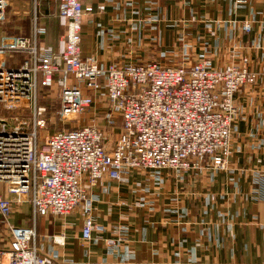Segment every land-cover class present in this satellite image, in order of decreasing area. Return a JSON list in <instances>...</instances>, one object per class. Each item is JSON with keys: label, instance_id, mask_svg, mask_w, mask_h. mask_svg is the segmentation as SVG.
I'll return each mask as SVG.
<instances>
[{"label": "crops", "instance_id": "crops-1", "mask_svg": "<svg viewBox=\"0 0 264 264\" xmlns=\"http://www.w3.org/2000/svg\"><path fill=\"white\" fill-rule=\"evenodd\" d=\"M81 3L93 8L83 18L81 53L94 56L102 68L132 62L191 65L203 59L222 68L242 57L254 72L264 66V0ZM100 5L103 11H98ZM38 13L47 29L40 47L62 52L66 21L57 15V3L41 2ZM245 22L251 25L249 32L242 30ZM18 58L12 65L25 56ZM102 94L95 98V122L111 143L122 119L115 116L114 124L107 125L109 109ZM235 106L232 152L224 170H134L120 182L103 178L86 186L93 200L91 216L105 227L103 238L123 240L108 249L93 233L84 242L85 215L77 207L64 216L37 217L38 253L55 264H264V75L238 91ZM91 118L89 110L78 125L89 124ZM109 134L115 138L107 140ZM0 194L7 196L2 184ZM31 219V208L23 203L13 206L8 223L28 227ZM7 248L8 232L0 217V251ZM6 257L0 253V261Z\"/></svg>", "mask_w": 264, "mask_h": 264}, {"label": "built area", "instance_id": "built-area-1", "mask_svg": "<svg viewBox=\"0 0 264 264\" xmlns=\"http://www.w3.org/2000/svg\"><path fill=\"white\" fill-rule=\"evenodd\" d=\"M41 2L57 3V15L66 21L60 53L40 47L47 33L38 13ZM32 6L29 35L0 36V184L7 194H0V217L8 232V248L0 251L7 257L0 264H55L35 247V220L64 216L77 207L85 215L81 239L90 241L94 233L105 247L115 248L123 238L102 237L105 227L92 219L93 200L86 188L103 178L120 182L134 170H224L232 152L235 96L264 75V66L252 71L247 57L222 68L207 59L191 65L132 62L102 68L94 56L81 53L83 18L92 13L91 6L81 0H32ZM6 8L7 0H0V22ZM242 30L249 32L251 25L245 22ZM13 53L25 58L7 66ZM40 89L55 91L58 99V127L43 143L48 120ZM97 92L108 104L107 125L115 116L122 119L111 143L95 122ZM89 110V124L79 126ZM23 203L31 208V225L9 224L13 206Z\"/></svg>", "mask_w": 264, "mask_h": 264}, {"label": "rangeland", "instance_id": "rangeland-1", "mask_svg": "<svg viewBox=\"0 0 264 264\" xmlns=\"http://www.w3.org/2000/svg\"><path fill=\"white\" fill-rule=\"evenodd\" d=\"M7 12L5 20L0 22V35L7 37L24 36L29 32V17L31 10L33 11L32 0H7ZM27 14H26V13ZM18 55L10 54L7 58V66H11L18 60ZM135 63V62H133ZM144 63V62H143ZM182 63V62H178ZM178 65V64H176ZM45 98L41 99L40 103L46 108V117L48 120V126L46 130L41 134L40 141L43 143V139L47 136L48 132H51L58 127V123L55 117L57 110V98L55 91L43 92ZM115 134L107 135V140L114 139Z\"/></svg>", "mask_w": 264, "mask_h": 264}, {"label": "trees", "instance_id": "trees-1", "mask_svg": "<svg viewBox=\"0 0 264 264\" xmlns=\"http://www.w3.org/2000/svg\"><path fill=\"white\" fill-rule=\"evenodd\" d=\"M8 8V7H7ZM7 8H6V10H7ZM29 28H30V25H31V20H30V17H29ZM45 91V90H44ZM39 96H40V98H43V97H45V95L42 93V90L40 89V91H39ZM39 98V99H40ZM41 100V99H40Z\"/></svg>", "mask_w": 264, "mask_h": 264}]
</instances>
